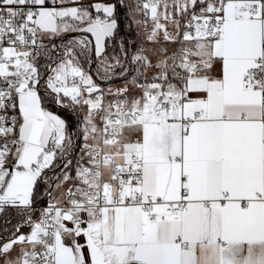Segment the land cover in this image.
<instances>
[{
    "label": "snow or ice",
    "instance_id": "snow-or-ice-1",
    "mask_svg": "<svg viewBox=\"0 0 264 264\" xmlns=\"http://www.w3.org/2000/svg\"><path fill=\"white\" fill-rule=\"evenodd\" d=\"M0 264H264V0H0Z\"/></svg>",
    "mask_w": 264,
    "mask_h": 264
}]
</instances>
